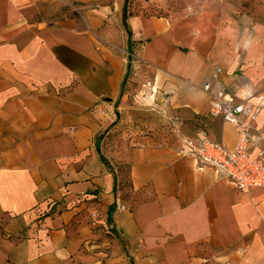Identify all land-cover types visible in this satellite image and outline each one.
Instances as JSON below:
<instances>
[{
  "label": "crops",
  "instance_id": "obj_1",
  "mask_svg": "<svg viewBox=\"0 0 264 264\" xmlns=\"http://www.w3.org/2000/svg\"><path fill=\"white\" fill-rule=\"evenodd\" d=\"M130 4L0 0V264H264V189L178 153L199 132L237 145L203 86L257 108L264 25ZM251 125L255 158L264 106Z\"/></svg>",
  "mask_w": 264,
  "mask_h": 264
},
{
  "label": "built area",
  "instance_id": "obj_2",
  "mask_svg": "<svg viewBox=\"0 0 264 264\" xmlns=\"http://www.w3.org/2000/svg\"><path fill=\"white\" fill-rule=\"evenodd\" d=\"M222 73L217 68L214 78ZM204 91L209 97V113L213 118H222L224 122L235 127L238 143L230 148L223 142L209 139L205 132L197 133L194 138H182L179 155L193 159L200 168H213L221 177L229 180L238 190L249 192L255 188L264 189V149L252 157L250 147L257 141L252 134V125L264 106V89L259 93L260 104L252 108L248 100L255 95L250 90L245 98L236 102L224 89L214 88L211 83H205ZM242 117H247L246 123ZM126 205H119V210H126Z\"/></svg>",
  "mask_w": 264,
  "mask_h": 264
},
{
  "label": "rangeland",
  "instance_id": "obj_3",
  "mask_svg": "<svg viewBox=\"0 0 264 264\" xmlns=\"http://www.w3.org/2000/svg\"><path fill=\"white\" fill-rule=\"evenodd\" d=\"M130 3L132 15H169L203 19L217 25L228 21L245 23L251 27L264 25V0H130ZM143 120L148 119L143 117ZM158 122L161 131L171 134L168 113L164 112Z\"/></svg>",
  "mask_w": 264,
  "mask_h": 264
},
{
  "label": "trees",
  "instance_id": "obj_4",
  "mask_svg": "<svg viewBox=\"0 0 264 264\" xmlns=\"http://www.w3.org/2000/svg\"><path fill=\"white\" fill-rule=\"evenodd\" d=\"M128 1L129 0H127V3H128ZM127 11H128V6H125V8H124V24H125L126 27H127V24H126ZM128 33H129V36L131 37V33L130 32H128Z\"/></svg>",
  "mask_w": 264,
  "mask_h": 264
}]
</instances>
